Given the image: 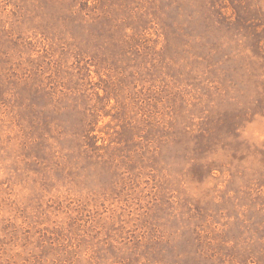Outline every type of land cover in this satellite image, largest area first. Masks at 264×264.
<instances>
[{
  "label": "rangeland",
  "instance_id": "rangeland-1",
  "mask_svg": "<svg viewBox=\"0 0 264 264\" xmlns=\"http://www.w3.org/2000/svg\"><path fill=\"white\" fill-rule=\"evenodd\" d=\"M0 264H264V0H0Z\"/></svg>",
  "mask_w": 264,
  "mask_h": 264
}]
</instances>
